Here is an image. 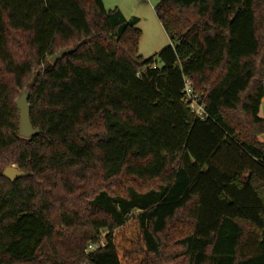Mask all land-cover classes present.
I'll use <instances>...</instances> for the list:
<instances>
[{
	"label": "trees",
	"instance_id": "16d2710c",
	"mask_svg": "<svg viewBox=\"0 0 264 264\" xmlns=\"http://www.w3.org/2000/svg\"><path fill=\"white\" fill-rule=\"evenodd\" d=\"M155 11L145 59L103 0H0V264H264V0Z\"/></svg>",
	"mask_w": 264,
	"mask_h": 264
},
{
	"label": "rangeland",
	"instance_id": "374dc122",
	"mask_svg": "<svg viewBox=\"0 0 264 264\" xmlns=\"http://www.w3.org/2000/svg\"><path fill=\"white\" fill-rule=\"evenodd\" d=\"M107 9L120 8L130 18L137 16L138 27L142 30L139 42V54L149 58L170 44V39L160 22L155 6L159 0H103ZM260 116L264 118V99L261 103ZM260 139L264 141V133ZM253 243V242H252Z\"/></svg>",
	"mask_w": 264,
	"mask_h": 264
},
{
	"label": "water",
	"instance_id": "95a60500",
	"mask_svg": "<svg viewBox=\"0 0 264 264\" xmlns=\"http://www.w3.org/2000/svg\"><path fill=\"white\" fill-rule=\"evenodd\" d=\"M71 48H65L57 53L53 54L51 57L52 62H56L61 59L66 53L71 52ZM29 92H23L19 98L16 100V105L19 109V134L23 137L30 138L41 132L39 128L33 126L30 117V103H29ZM3 175L11 180H15L19 177H25L28 175L27 172L21 170L16 165L8 166L4 169Z\"/></svg>",
	"mask_w": 264,
	"mask_h": 264
},
{
	"label": "built area",
	"instance_id": "2783aa9c",
	"mask_svg": "<svg viewBox=\"0 0 264 264\" xmlns=\"http://www.w3.org/2000/svg\"><path fill=\"white\" fill-rule=\"evenodd\" d=\"M186 85L184 89V94H185V100L189 103L190 108L192 111H194L198 116L204 117L206 112H205V107L204 105L200 104L197 101V95L194 93L193 88L189 80H186ZM94 246H90V249H93Z\"/></svg>",
	"mask_w": 264,
	"mask_h": 264
}]
</instances>
